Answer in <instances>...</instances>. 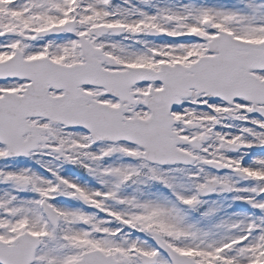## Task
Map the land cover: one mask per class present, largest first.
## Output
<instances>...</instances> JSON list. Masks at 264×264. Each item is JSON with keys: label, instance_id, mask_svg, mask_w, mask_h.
Returning a JSON list of instances; mask_svg holds the SVG:
<instances>
[{"label": "snow or ice", "instance_id": "obj_1", "mask_svg": "<svg viewBox=\"0 0 264 264\" xmlns=\"http://www.w3.org/2000/svg\"><path fill=\"white\" fill-rule=\"evenodd\" d=\"M0 264H264V0H0Z\"/></svg>", "mask_w": 264, "mask_h": 264}]
</instances>
